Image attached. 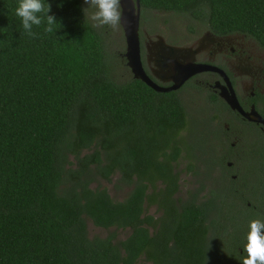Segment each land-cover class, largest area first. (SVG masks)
<instances>
[{
    "label": "trees",
    "instance_id": "trees-1",
    "mask_svg": "<svg viewBox=\"0 0 264 264\" xmlns=\"http://www.w3.org/2000/svg\"><path fill=\"white\" fill-rule=\"evenodd\" d=\"M139 1L264 48V0ZM47 2L61 25L33 26V38L18 0H0V264H237L239 253L210 245V198L200 189L179 204L173 197L174 163L188 146L179 95L131 73L115 81L82 1ZM115 174L118 188L130 187L122 200L99 185ZM260 185L243 197L264 198ZM87 220L112 231L90 237ZM119 229L129 234L118 239Z\"/></svg>",
    "mask_w": 264,
    "mask_h": 264
},
{
    "label": "flooded vegetation",
    "instance_id": "flooded-vegetation-1",
    "mask_svg": "<svg viewBox=\"0 0 264 264\" xmlns=\"http://www.w3.org/2000/svg\"><path fill=\"white\" fill-rule=\"evenodd\" d=\"M140 25L141 6V61L146 74L157 84L168 87L173 83V61L203 63L216 68L195 73L178 89L170 90L175 91L180 98V89L184 86L191 91L203 92L210 102L218 106L217 113L226 115L222 120L220 140L216 143L218 146L207 152L203 162L195 154L188 156L187 152L182 151L187 158H197V163L202 164L201 167L193 166L192 163L187 168L182 167L178 163L181 152L172 171L177 174V191L173 197L179 204L189 200L192 193H196V185L191 184L183 190L181 181L186 174L193 177L203 171L198 168H205L212 184L223 183L227 196L224 194L217 197L214 193L213 197H209L214 210L208 214L207 237L210 245L220 248L223 256L239 253L237 264H242L247 255L244 247L250 222L253 219L264 220V198L259 193H253L250 199L243 197L245 190L259 189L264 179V124L249 120L245 115L253 109L264 119V58L256 57L248 49L244 44V39L248 36L244 34H218L206 28L200 34H194V30L187 27L182 34L174 31V38H168L169 33L143 38ZM168 46L182 47L185 51L171 54ZM230 89L234 92L242 112L231 109L220 96V91ZM226 111L232 115L229 116ZM160 186L163 187V183ZM201 194L202 190L198 192L199 197ZM239 210L247 214L240 215ZM159 215L160 213L156 217ZM218 262L230 264L226 263L225 258Z\"/></svg>",
    "mask_w": 264,
    "mask_h": 264
},
{
    "label": "rangeland",
    "instance_id": "rangeland-1",
    "mask_svg": "<svg viewBox=\"0 0 264 264\" xmlns=\"http://www.w3.org/2000/svg\"><path fill=\"white\" fill-rule=\"evenodd\" d=\"M82 3L84 8L90 6L85 3V0H82ZM93 11H95V9H90L88 15H90ZM90 23L92 24V21H90ZM187 27H192L194 34H200L205 28L204 25L193 22L184 14L148 9L143 11L141 9L140 33L143 38L147 36L154 37V35L157 34L163 35L164 33H169L167 35L168 38H174V31L182 34L185 32ZM95 29L101 36L106 58L111 68L112 78L117 82H125L130 77L131 72L127 68L125 60L121 56V54L125 51V40L121 27L117 30H114L109 26L95 27ZM183 42H186V40H183ZM244 44L249 50H252V53L256 57L264 58V48H262L253 38L245 37ZM187 88V86H184L180 89L181 99L185 105L188 117V126H186L181 132V136H183L188 144V152L190 154H195L196 157L203 162L207 153L206 151H208L207 149H212L215 146L214 144L220 140V125H222V120L226 118V115L217 113L218 106L210 102L205 93L193 90L191 91ZM220 104L224 108V105L222 103ZM226 114L229 115L231 113L226 111ZM212 136L214 137L212 138ZM187 150L185 149L183 151L185 152ZM184 152H182L178 160V163L182 167L187 168V165L190 163H192L193 166H202V164L197 163L199 161L197 158L194 160L187 158ZM198 170L203 171L201 173L197 172L198 174L193 175V177H190V174L183 176V180L181 181V188L183 190L191 184L196 185L195 190H202V194L199 197L201 200H205L210 196L213 197L214 193H216L217 197L225 194L223 183L220 184V182H214L212 184L205 172V168H198ZM117 178L118 174H115L109 181L100 180L99 185L106 188L114 200H122L130 190V187L123 186L118 188L116 186ZM97 185L98 183H93L92 187ZM191 190H193V188H191ZM182 194H184V192H182ZM146 210L148 214H152L154 217L158 215V213H156L157 210L155 205H149ZM238 212L240 215L247 214L242 210H239ZM87 228L90 237L94 235L105 236L112 231L111 229L110 231H107L96 227L90 220H87ZM128 234L129 229H119L116 231L118 239H122ZM217 257L218 256H215V258Z\"/></svg>",
    "mask_w": 264,
    "mask_h": 264
},
{
    "label": "clouds",
    "instance_id": "clouds-1",
    "mask_svg": "<svg viewBox=\"0 0 264 264\" xmlns=\"http://www.w3.org/2000/svg\"><path fill=\"white\" fill-rule=\"evenodd\" d=\"M90 5L83 9L85 18L92 21L93 27L109 26L119 29L123 18L122 0H85ZM90 9H95L88 15ZM52 7L47 0H18L15 15L22 21L24 32L35 38L37 33L33 26L46 25L44 31L53 33L61 25L56 16L50 15ZM247 243L244 251L247 255L242 264H264V220L253 219L249 225Z\"/></svg>",
    "mask_w": 264,
    "mask_h": 264
},
{
    "label": "water",
    "instance_id": "water-1",
    "mask_svg": "<svg viewBox=\"0 0 264 264\" xmlns=\"http://www.w3.org/2000/svg\"><path fill=\"white\" fill-rule=\"evenodd\" d=\"M122 8L123 18L120 27L125 40V51L121 56L125 59V64L129 68L133 78L141 80L155 91L167 92L178 89L185 80L195 73L208 69L216 70L215 67L203 63H178L177 61H173V83L168 87L157 84L146 74L141 61L139 41L140 1L122 0ZM168 47L171 50V54H180L185 51V49L178 46ZM165 62H167V59ZM219 94L231 109L242 112L236 96L231 89L228 91L222 90ZM245 115L249 120L264 124V119L253 109Z\"/></svg>",
    "mask_w": 264,
    "mask_h": 264
}]
</instances>
